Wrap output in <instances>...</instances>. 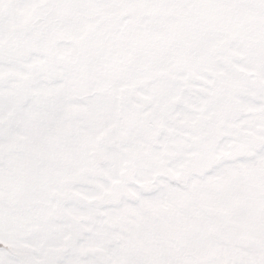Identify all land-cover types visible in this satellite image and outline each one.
<instances>
[{"label":"snow or ice","instance_id":"1","mask_svg":"<svg viewBox=\"0 0 264 264\" xmlns=\"http://www.w3.org/2000/svg\"><path fill=\"white\" fill-rule=\"evenodd\" d=\"M0 264H264V0H0Z\"/></svg>","mask_w":264,"mask_h":264}]
</instances>
